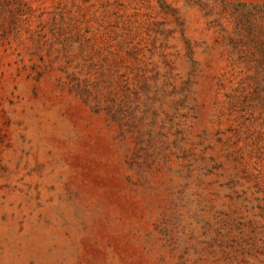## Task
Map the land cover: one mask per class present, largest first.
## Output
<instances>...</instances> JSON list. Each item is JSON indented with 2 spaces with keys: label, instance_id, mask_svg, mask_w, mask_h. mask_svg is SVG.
I'll use <instances>...</instances> for the list:
<instances>
[{
  "label": "rangeland",
  "instance_id": "rangeland-1",
  "mask_svg": "<svg viewBox=\"0 0 264 264\" xmlns=\"http://www.w3.org/2000/svg\"><path fill=\"white\" fill-rule=\"evenodd\" d=\"M0 264H264V0H0Z\"/></svg>",
  "mask_w": 264,
  "mask_h": 264
}]
</instances>
